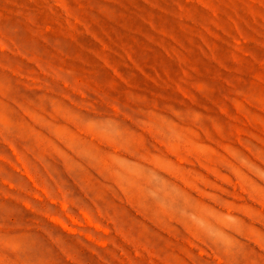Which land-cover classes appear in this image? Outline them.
<instances>
[{"label":"rangeland","instance_id":"obj_1","mask_svg":"<svg viewBox=\"0 0 264 264\" xmlns=\"http://www.w3.org/2000/svg\"><path fill=\"white\" fill-rule=\"evenodd\" d=\"M0 264H264V0H0Z\"/></svg>","mask_w":264,"mask_h":264}]
</instances>
